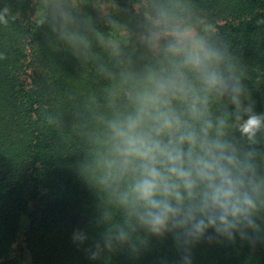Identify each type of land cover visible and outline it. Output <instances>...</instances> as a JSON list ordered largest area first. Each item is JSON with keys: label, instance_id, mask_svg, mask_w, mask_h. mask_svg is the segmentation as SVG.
I'll list each match as a JSON object with an SVG mask.
<instances>
[{"label": "trees", "instance_id": "16d2710c", "mask_svg": "<svg viewBox=\"0 0 264 264\" xmlns=\"http://www.w3.org/2000/svg\"><path fill=\"white\" fill-rule=\"evenodd\" d=\"M159 12L222 54L216 67L242 86L241 111L264 113V0H0V264H184L171 233L138 230L105 247L125 210L95 167L106 121L132 110L150 73L171 71L165 40H147ZM119 31L127 37L115 43ZM208 112L227 120L225 139L255 151L264 175V130L255 143L240 135L227 92L208 94ZM260 216L255 243L205 237L192 264H264ZM77 231L83 243L73 242Z\"/></svg>", "mask_w": 264, "mask_h": 264}, {"label": "clouds", "instance_id": "9594fccd", "mask_svg": "<svg viewBox=\"0 0 264 264\" xmlns=\"http://www.w3.org/2000/svg\"><path fill=\"white\" fill-rule=\"evenodd\" d=\"M0 23H7L3 15ZM152 23L155 30L147 40L152 47L165 40L171 71L150 73L149 83L129 97L132 110L106 121L105 148L95 167L125 218L114 233L105 234L104 243L106 248L114 241L128 243L138 230L156 237L171 233L184 264H192L191 247L202 238L235 242L239 236L255 243L264 210V175L253 162L256 153L241 152L225 139L228 122L209 117L208 94L230 95L240 135L251 143L264 130V113L252 106L241 111L243 88L219 73L217 49L188 27L170 23L164 12ZM174 100L185 108L177 110ZM86 239L79 231L72 236L74 243Z\"/></svg>", "mask_w": 264, "mask_h": 264}, {"label": "rangeland", "instance_id": "374dc122", "mask_svg": "<svg viewBox=\"0 0 264 264\" xmlns=\"http://www.w3.org/2000/svg\"><path fill=\"white\" fill-rule=\"evenodd\" d=\"M198 36L201 37V35H198ZM110 37L112 38V41H114L115 43H118V42H122L125 40V38L127 37V33L123 31L111 32Z\"/></svg>", "mask_w": 264, "mask_h": 264}]
</instances>
